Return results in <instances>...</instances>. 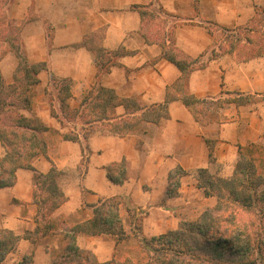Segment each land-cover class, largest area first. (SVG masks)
Instances as JSON below:
<instances>
[{
	"label": "crops",
	"instance_id": "0c3cea01",
	"mask_svg": "<svg viewBox=\"0 0 264 264\" xmlns=\"http://www.w3.org/2000/svg\"><path fill=\"white\" fill-rule=\"evenodd\" d=\"M149 5L162 10L168 28L174 26V46L205 64L185 76L186 95L210 100L224 91L258 100L218 109L208 125L198 123L182 100L168 101V89L176 91L174 85L184 75L167 60L163 47L149 43L143 34L142 16L134 7ZM263 9L264 0H15L7 13L23 22L21 49L30 65L46 64L39 73V84L32 89V110L23 114L38 117L49 131L44 136L46 154L34 157L31 168L18 169L13 186L0 188V231L24 236L37 230L36 176L48 174L53 165L62 172L57 183L67 201L50 216L54 237H40L35 242L22 238L1 264H19L25 256H32L34 264H51L52 249L62 248L61 239L67 233H75L78 246L92 251L100 262H110L118 236L90 233L95 208L104 200H120L119 216L126 237L134 231L145 238L175 231L183 207L200 203L213 207L214 197H206L198 186V170L207 169L213 175L230 173L240 157V147L264 146V52L243 41L233 52L221 53L220 43L208 27H246ZM99 48L106 53L101 60L111 57L115 62L100 80ZM214 52L220 54L214 56ZM246 53L249 55L244 57ZM18 67L17 55L6 49L0 57V74L6 85L15 83ZM63 81L70 83L67 104L73 110L80 109L83 99L101 84L145 108L160 106L164 117L159 123H143L126 136L96 129L85 139L82 124H70L63 115L60 89L55 86ZM52 91H57L54 97ZM112 111L117 116L126 114L124 107ZM70 129L79 133L80 141L63 138ZM208 140L214 142L212 160ZM5 155L0 140V158ZM122 162L128 179L116 184L109 179L108 168ZM178 169L184 175L176 194L169 197V177ZM143 211L139 231L130 219Z\"/></svg>",
	"mask_w": 264,
	"mask_h": 264
},
{
	"label": "trees",
	"instance_id": "16d2710c",
	"mask_svg": "<svg viewBox=\"0 0 264 264\" xmlns=\"http://www.w3.org/2000/svg\"><path fill=\"white\" fill-rule=\"evenodd\" d=\"M14 1L0 0V57L6 49H10L19 59L13 85H6L0 74V140L6 150V155L0 158V188L13 186L18 169L31 168L34 157L40 153L46 154L47 143L44 136L49 131L38 117H26L23 114V111L32 110V89L39 84V73L46 68V64L28 63L27 56L21 49L20 34L23 22L11 19L7 13ZM134 8L138 9L142 16V31L146 40L149 43H159L167 60L177 66L184 75L174 85L176 91L172 92L173 88L168 89V101L176 98L182 100L198 123L208 125L213 121L209 114L203 115L205 109L210 113L211 106L216 109H223L232 104L240 106L246 99L254 97L224 91L218 99L210 100L186 95L185 76L194 70L203 69L205 64L200 59L184 55L174 46V26L168 28L169 20L162 10L154 9L152 5ZM208 28L220 43L221 53L233 52L243 41L256 46L260 53L264 52V44H260V40L264 38V9L258 10L256 17L246 27L231 30L210 25ZM218 29L237 34V37L231 42H223L215 33ZM241 33H244V37L239 36ZM225 46L228 47L226 51ZM97 52L100 58V80L102 74L108 72L115 62L111 57L107 61L101 60L106 54L102 48L97 49ZM213 54L217 56L220 53ZM60 83L63 115L70 124H82L81 130L85 139L96 129L106 134L126 136L139 129L143 123H159L164 117L160 106L145 108L137 100L120 98L114 90L101 84L95 86L83 99L80 109L73 110L67 104V100L71 98L70 83ZM234 95L238 98L226 97ZM117 107H124L126 114H114L112 110ZM53 115L60 119L55 110ZM63 138L72 142L80 141L79 133L75 129H70ZM207 144L209 158L212 160L214 142L208 140ZM197 173L198 186L206 197H215L217 203L208 208L195 222H185L175 231L152 237L145 245L147 260L143 264H264V148L257 144L240 147V158L231 178L215 176L207 169H200ZM61 175L62 172L53 165L48 174L36 176L39 226L35 232H27L24 236L9 230L0 231V264L16 249L22 238L35 242L40 237L55 234V226L50 216L67 201L57 183ZM183 175L184 172L180 169L170 175L167 191L169 197L176 194L172 189L173 180L177 181L175 186L179 187ZM108 177L116 184L124 183L128 179L126 163L110 166ZM120 204L118 199L102 201L95 208L90 233L118 237L125 235L119 216ZM64 240L65 252L52 264H137L132 259L100 262L92 251L78 246L75 233H67ZM19 264H34L33 257L25 256Z\"/></svg>",
	"mask_w": 264,
	"mask_h": 264
},
{
	"label": "rangeland",
	"instance_id": "374dc122",
	"mask_svg": "<svg viewBox=\"0 0 264 264\" xmlns=\"http://www.w3.org/2000/svg\"><path fill=\"white\" fill-rule=\"evenodd\" d=\"M215 33L218 36V38H220V40L223 42H225L227 40H228V42H231V40H235L237 37V34L228 33L226 31L220 30V29L216 30ZM243 34L244 33H241V35L239 34V36L244 37ZM226 36H230V37L227 38ZM242 39L245 40L244 38H242ZM255 39H257V37H255ZM260 44H264V38H262L260 40ZM224 50L225 51L228 50V47L225 46ZM248 55L249 54L246 53L244 55V57H247ZM55 86H56V90H59L62 88V84L60 82H57L55 84ZM51 94H52V97H54V95L57 94V91H52ZM226 97L229 99L238 98L235 95L234 96H226ZM248 100L249 101H257L258 99H256L255 97H252V98H249ZM246 101H247V99H246ZM211 108L212 109H211L210 113L208 111L206 112V109H205V112L203 113V115L209 114L208 116H210V118H212V120H214L215 115L217 116L218 109H216V107H212V106H211ZM216 119H217V117H216ZM218 119H219V116H218ZM259 146L264 148V146H262V145H259ZM239 158H238L237 162L239 161ZM237 162H236V164H237ZM234 171H235V168L230 173L224 174V173L219 172V173L214 174V175L221 177V178H231L233 176ZM178 174H176V175H178ZM196 175L198 178V173ZM174 178L176 179V176ZM176 182H177L176 180H173V183H172L173 192H176V186H175ZM198 185H199V183H198ZM196 200H199V202H200V199L198 197L196 198ZM213 202H214V205L217 203V199L215 197L213 198ZM208 208H210V207H204V205L202 203L197 204L196 206H193V207L190 206L187 209H185L183 207L182 211H181L182 212L181 213L182 220H181L180 225L185 223V222H187V223L195 222ZM144 214H145V212L143 211L141 213H135V215L131 216L130 220L136 223V230L140 231V226H141V222L144 218ZM49 237L52 238L54 236L50 235ZM151 238L141 237L139 235V233L136 231H134L132 235H129V237L128 236L126 237V235L119 236L117 238V249H116V252H115L113 259L118 260V261H124L126 259H132L137 264H143L147 260L145 245L147 242H149L151 240ZM61 242H62L63 246H62V248L59 249V251L56 249H52V263L54 260H59L65 252L66 242L63 239H61ZM51 243H52V241H51ZM51 243H50V245H51Z\"/></svg>",
	"mask_w": 264,
	"mask_h": 264
}]
</instances>
